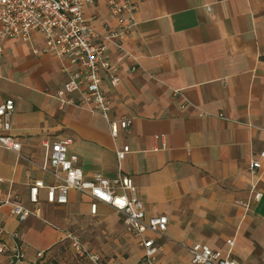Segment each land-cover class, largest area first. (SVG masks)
<instances>
[{
    "label": "crops",
    "instance_id": "crops-1",
    "mask_svg": "<svg viewBox=\"0 0 264 264\" xmlns=\"http://www.w3.org/2000/svg\"><path fill=\"white\" fill-rule=\"evenodd\" d=\"M126 1L134 22L122 42L126 57L118 60L112 46L107 52L120 82L102 84L111 117L131 119L115 138L99 115L53 97L75 66L33 54L42 45L36 34L30 42L0 40V104L13 102L10 135L21 145L19 156L0 148V201L17 197L30 207L29 186L52 184L38 169L47 162L43 142L70 140L86 177H130L145 216L167 218L156 264H190L193 244L239 264H264V161L254 174L249 167L264 152V0ZM83 15L98 35L115 28L104 2ZM123 146L130 152L119 169L115 149ZM37 199L47 223L18 222L0 206V230L19 233L27 264L53 256L66 233L104 264L138 263L142 249L108 205L92 216L89 198L75 191L62 206L48 204L43 189Z\"/></svg>",
    "mask_w": 264,
    "mask_h": 264
},
{
    "label": "built area",
    "instance_id": "built-area-1",
    "mask_svg": "<svg viewBox=\"0 0 264 264\" xmlns=\"http://www.w3.org/2000/svg\"><path fill=\"white\" fill-rule=\"evenodd\" d=\"M98 2H104L108 6L115 24L113 30H108L103 35L94 33L83 15L86 6ZM133 27V6L126 0H0V40L8 38L30 42L31 36L36 34L42 45L40 51L33 49V54L52 53L75 66L76 70L67 74L65 82L56 89L53 97L60 106H83L90 114L99 115L107 123L112 138L119 131L127 130L131 119L111 117V102L103 92L102 84L106 82L113 87L120 82V78L118 68L108 59L107 52L109 46H112L119 54L118 60L126 57L122 42ZM13 110L11 100L0 104V148L19 156L21 145L10 135ZM70 144V140L50 144L43 142V147L48 150L47 162L38 166V169L50 177L52 184L45 186L41 181H34L29 186L30 207L21 204L17 197L0 201V206H9L10 214L18 222L35 218L47 223L41 215L38 190H45L48 204L58 206L65 205L68 193L75 191L89 198L90 215L96 214L99 203L108 205L120 215L125 231L137 240L142 249L137 264H156V258L162 251L156 238L165 233L167 218L145 216L144 205L139 200L130 177L120 174L113 179L100 174L86 177L77 165V157L69 151ZM161 149L163 147L153 149V152ZM129 152L128 146L115 149L119 169L121 161ZM260 161H264V152L251 160L249 167L253 174L259 170ZM2 183L0 178V185ZM260 196L254 192L253 200H258ZM0 235L6 236L0 242V255L5 257L6 264H27L26 244L19 233L0 230ZM63 240L68 241L71 248L84 257L88 264H104L99 256L84 248L75 235L66 233ZM226 244L230 250L233 241H226ZM187 252L190 264H239L229 254H222L202 244L187 247ZM36 256L41 258L42 253H37Z\"/></svg>",
    "mask_w": 264,
    "mask_h": 264
},
{
    "label": "rangeland",
    "instance_id": "rangeland-1",
    "mask_svg": "<svg viewBox=\"0 0 264 264\" xmlns=\"http://www.w3.org/2000/svg\"><path fill=\"white\" fill-rule=\"evenodd\" d=\"M127 234V232L124 230ZM55 253L49 258H42V264H87L84 257L76 253L70 246V243L66 240L59 242L56 246ZM123 258H129V254L122 256Z\"/></svg>",
    "mask_w": 264,
    "mask_h": 264
}]
</instances>
